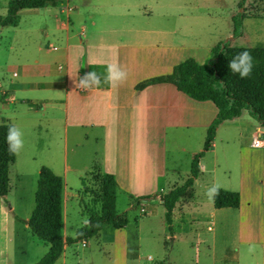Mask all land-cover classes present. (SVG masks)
<instances>
[{"label":"rangeland","instance_id":"obj_1","mask_svg":"<svg viewBox=\"0 0 264 264\" xmlns=\"http://www.w3.org/2000/svg\"><path fill=\"white\" fill-rule=\"evenodd\" d=\"M8 1L0 0L1 15L6 13ZM130 1L140 2L146 7L150 16L148 21L152 26H164L165 29L184 27L191 30V39L195 43L197 40L207 44L230 40L232 17L243 12L242 35L238 39L234 38L233 45L264 43V0ZM86 3L92 6L88 9ZM72 4L84 5L82 8L88 9L81 11L82 15L74 21L72 29H77V24L83 19L90 22L88 14L101 22L107 12H111L100 5L96 7L98 0H58L57 5L21 9L16 24L0 25V123L7 120L17 126L24 140L23 149L15 155L9 166L8 193L0 197V237L6 230L7 264H35L48 250L47 243L33 235L28 227H24L22 220L15 218V215L19 218L27 217L32 211L36 179L42 166L60 176H65L63 169L66 163L71 166L66 177L71 186L77 187L79 197L69 209L67 235L74 238L77 229L85 226L88 218L100 210V187L97 180L100 172L96 167L92 171L84 167L88 154L92 153L97 144L92 138L89 142L81 140L83 129L80 126L70 127L66 162L62 89L40 90L32 94L23 84L25 81L62 79L63 69L56 70L61 50L52 51L47 48L52 38L44 36L43 29L48 30L52 23H56L55 15L62 16L58 12V5L70 8ZM49 62L54 71L51 73L54 76L50 78L47 76ZM147 71L150 73L153 68ZM168 71L160 75L171 72ZM154 72L160 73L157 70ZM26 75L32 78L27 76L26 79ZM153 76L159 75L151 74L145 79ZM26 97L57 100L55 103L46 102L48 105L41 108H29L22 102ZM245 114L235 121H224L217 127L214 144L203 155L204 170L199 174L197 182L180 199L184 203L188 202L191 210L196 209L202 214L199 222H195V227H192L193 231H190L187 217L178 220L177 214L173 213L176 235H170L165 225V209L159 198L170 188L164 181L161 190L149 191L153 186L141 185V182L138 183L140 176L135 174L134 187L116 193L115 208L124 216L126 224L120 228L104 224L98 234L69 243L65 264H235L234 261L237 264H256L252 256H247L245 249L250 247L252 252L260 254L264 227L258 213L253 211V218L245 222L249 207L247 200L243 199L240 212L229 209L231 211L228 213L226 208H220L215 211L213 218L209 217L213 201L206 195L209 188L217 185L218 188L237 192L240 190L242 193L250 190L253 202L259 203L261 200L264 148H253L250 145L253 125L244 119L253 121V117ZM130 130L131 133L129 127L121 124L117 128L110 127V140L114 141L112 137L126 135L129 142L122 144L123 147L108 144L103 150L97 148L99 153L105 152L107 161L124 155L125 160L133 161L135 172H141L142 166L137 163L143 152L151 158L152 168H162L163 157L164 169L165 166L178 169V184L190 175L188 158L191 159L192 154L202 149L206 134L205 128L201 126L189 129V133L187 130L170 133L168 129L163 143H154L152 140L150 143H142L139 134L135 132L139 128L130 127ZM155 193L159 197L151 196ZM139 194L151 197L131 205V197ZM257 194H260V198L255 201ZM5 199L15 209L9 213L7 220H4L5 213L1 211ZM208 226L211 228L208 229ZM246 227L250 228L252 236L250 245L244 244L245 237L239 236V233L247 232ZM54 264H62L61 258Z\"/></svg>","mask_w":264,"mask_h":264},{"label":"crops","instance_id":"obj_2","mask_svg":"<svg viewBox=\"0 0 264 264\" xmlns=\"http://www.w3.org/2000/svg\"><path fill=\"white\" fill-rule=\"evenodd\" d=\"M99 5L102 8L111 10V12H107V16L101 22H98L95 17L93 18V15L88 14L87 19H90V22H86L83 19L82 22L77 24V29L75 27L72 29L74 21L79 19L78 17L80 14L82 15L81 11L83 9L88 10L92 5L86 3L85 6L88 9L82 8L84 5L77 4H72L70 8L58 5V12L62 16L55 15L56 23H52L48 30L43 29V33L44 36H51L52 38V41L47 43V48L49 47L52 51L61 50L60 54H58L59 59L57 60L56 70L61 66V70L63 69L62 79L51 78L49 81H25L23 82L24 87L29 89L32 94L40 90L62 89L63 99L61 103L64 116V157L66 162L68 158L67 138L70 135L69 128L80 126L83 129L81 140L89 142L92 138L97 144V147L93 150L94 152L92 151V153L88 154V160L84 167L90 168L91 171L96 167V170L100 173L113 174L117 182L116 193L121 189L124 191L131 190L134 187L135 180L133 175L135 174L140 176L138 183L141 182L143 186H153L149 191L161 190L160 186L164 181L168 188L171 189L178 184L176 183V173L179 172L175 167L170 169L165 166L164 169L163 157L162 168H152L150 166L151 158L148 153L143 152L142 156L141 154L139 155L140 160L137 163L138 166H142V169L141 172L136 171V173L131 159L129 161L125 160L126 157L121 154L119 157H115V160L107 161V154L103 151L99 153L97 148H102L103 150L108 144H113V147L115 145L123 147L122 144L129 142V138L126 135H122L120 138L112 137L114 141L110 140L109 128L112 126L117 128L119 124L129 127L130 133V127L139 128L135 132L139 134V140L142 143H150L151 140L154 143H163L168 129L170 133H179L180 130H187V133H189V129L201 126L206 131L207 126L217 113V108L211 100L199 101L193 99L177 90L171 83H156L148 85L141 90L135 89V85L151 74L160 75L165 70H169L168 72L172 71L176 64L188 57H192L202 63L211 55V49L216 43L207 44L198 40L196 43L195 41L192 42L191 30L184 29V27L165 29L164 26H152L148 21L150 18L148 10L140 2L98 0L96 7ZM233 40L234 38L230 37V45L235 42ZM246 46H264V43ZM111 63H119L128 73L126 81L115 88L104 82L105 68ZM47 64V76L50 78L54 76L51 74L54 71L50 67L52 63L49 62ZM151 68H153V71L157 70L160 73H152L153 71L149 73L147 70ZM89 71H94L101 76V84L99 87L88 90L81 89L77 86L79 78ZM27 76L32 78L31 75H26V79H28ZM56 100V98L49 100L41 97H26L22 99V102H25L29 108H41L50 102L55 103ZM46 102L48 103L46 104ZM245 113L249 115L247 111H243L240 116L225 121H235L246 115ZM244 120L253 125L251 139L257 130L261 129L263 131L261 125L254 118L253 121L248 118ZM154 132H156L155 135H153ZM159 147H161L160 144ZM193 155H191V159L188 158L189 166ZM203 158L204 156L199 160L200 173L204 170ZM70 167L66 163L63 169L65 176L64 174L61 176L63 181L62 235L64 238L70 237L66 232L70 206L74 205V202L79 197L77 187L71 186L66 177ZM198 177L194 179L193 184L197 182ZM82 185L81 187L84 189L85 186ZM238 193L240 196L238 207H223L226 208V212L231 211L229 209L240 212L242 201L245 199L249 207L247 208L249 212L245 222H248L249 218H253L252 214L255 211L262 220L264 227V180L259 203L253 202L250 190L244 193L239 190ZM138 196L140 194L131 197V205H133V198ZM182 196L173 208L172 219L173 213L177 214L178 220L187 217V221L189 220L191 225L190 231H193L192 227H195L197 222H199L202 214L196 209L191 210L188 202L184 203L183 200H180ZM259 198L260 194H257L255 201ZM218 209L220 208H215L213 205L209 212V217L213 218L216 214L215 211ZM1 211L5 213L4 220H7L9 213H13L15 209L5 199V206H1ZM29 215L23 218L15 215V218L18 221L22 220L24 227H28L25 222ZM228 218L226 217V219ZM172 227L173 230L169 234L174 237L176 230L173 222ZM210 228L208 226V229ZM246 229L247 232L239 233V236L245 237L244 244L250 245L252 236L249 231L250 228L246 227ZM260 247L259 255L252 252L250 247L245 249L247 256H252L256 264H264V232ZM67 254L68 244H65L60 256L62 264H65ZM7 262V237L5 230L0 237V264H7ZM234 262L237 264V261Z\"/></svg>","mask_w":264,"mask_h":264},{"label":"trees","instance_id":"obj_3","mask_svg":"<svg viewBox=\"0 0 264 264\" xmlns=\"http://www.w3.org/2000/svg\"><path fill=\"white\" fill-rule=\"evenodd\" d=\"M57 3L58 0H9L6 13L0 14V25L16 24L21 9H38ZM244 16L240 12L232 17V38L242 35ZM245 50L253 58V68L249 77L241 79L227 65L237 53ZM156 83H171L193 99L211 100L217 108L215 117L206 128L202 149L192 157L190 175L181 184L160 195L165 209L166 228L171 233L173 208L200 174L199 160L212 146L217 127L225 120L240 116L243 111H247L264 127V46H235L230 45L229 40L220 41L212 47L211 55L202 63L188 57L176 64L170 73L138 82L135 89L141 90ZM11 125L13 124L7 120L0 123V197H5L8 193L9 166L15 159V155L8 152L6 143L7 130ZM97 180L100 187L99 212L93 213L86 225L77 229L74 238H64L62 178L46 166L40 168L36 179L34 207L25 223L33 235L48 244V250L35 264H54L61 256L65 244L98 234L104 224H111L116 228L126 224L124 216L115 208L117 182L114 175L99 173ZM151 196L154 198L159 195L155 193ZM151 196L135 197L132 203L136 205ZM212 201L215 208H236L240 196L237 191L219 188L218 195Z\"/></svg>","mask_w":264,"mask_h":264},{"label":"clouds","instance_id":"obj_4","mask_svg":"<svg viewBox=\"0 0 264 264\" xmlns=\"http://www.w3.org/2000/svg\"><path fill=\"white\" fill-rule=\"evenodd\" d=\"M228 69L233 74H238L241 79L247 78L251 75L253 68V58L249 51L245 50L237 53L232 60L228 62ZM127 71L121 67L119 63H111L106 67V74L104 75V82L108 83L111 87H119L127 79ZM101 84V76L94 71L86 72L83 76L79 78L78 87L81 89H92L94 87H99ZM6 143L8 145V152L10 154L16 155L24 147L23 133L15 125L8 127L6 134ZM219 188L217 185H213L207 190L206 195L210 199H214L218 195Z\"/></svg>","mask_w":264,"mask_h":264},{"label":"built area","instance_id":"obj_5","mask_svg":"<svg viewBox=\"0 0 264 264\" xmlns=\"http://www.w3.org/2000/svg\"><path fill=\"white\" fill-rule=\"evenodd\" d=\"M61 68V66H59ZM251 146L254 148H263L264 147V134L261 129L257 130L251 139Z\"/></svg>","mask_w":264,"mask_h":264}]
</instances>
